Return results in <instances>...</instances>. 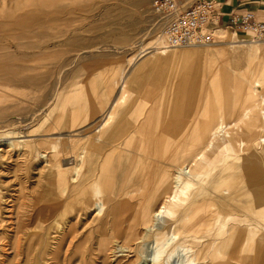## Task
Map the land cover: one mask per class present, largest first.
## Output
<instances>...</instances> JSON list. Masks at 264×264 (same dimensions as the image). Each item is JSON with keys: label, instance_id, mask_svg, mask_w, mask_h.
<instances>
[{"label": "bare ground", "instance_id": "obj_1", "mask_svg": "<svg viewBox=\"0 0 264 264\" xmlns=\"http://www.w3.org/2000/svg\"><path fill=\"white\" fill-rule=\"evenodd\" d=\"M32 20L29 22L33 23ZM54 21L51 17L42 18V48L28 46L37 52L23 55L20 60L42 61V72L23 70L22 73L19 67L12 69L14 76L19 75L17 83L37 87L41 92L28 119H42V141L34 143L42 146V154L32 144L8 141L15 133H8L9 138L4 139L6 130L2 129L16 120L8 116L0 122V146L17 148L28 158L34 155L45 158L50 175L60 180V198L56 207H45L43 218L41 208V221L33 228L37 229L35 232L24 208L19 213L18 207H9L5 219L0 206V257L3 258L0 264H42V232L56 228L61 235L52 259L54 264H85L89 256L104 254L113 243L114 252L134 254L136 264H242L247 259V264H264V200L256 199L262 207H250L245 193L234 191L241 177L225 178L217 172L226 159L239 158L237 153L244 152L248 143L264 145V136L254 140V133L264 130L260 79L253 82L246 79L245 85L237 84L236 92L242 94L245 106L240 120L235 115L232 120L217 115L198 128L197 141L189 143L185 128L172 131L158 128L155 118H164L163 123L175 128L180 122L177 115L181 108L175 101L183 99L181 86L187 73L181 66H188L199 56L209 63L208 56L218 58V54L208 50L205 58L206 53L185 52L195 48L176 49L184 52L170 54L176 50H166L162 39H157L147 49L149 52L141 51L140 58L130 57L125 66L117 68V79L109 86L114 92L112 100L103 98V106H94L98 109L93 107V111L74 115V125L70 128L73 129L65 131L68 128L58 127V113L67 104L59 87L64 77H68V71L73 70L76 59L73 50L64 54L58 51L62 46L58 39L61 36L73 44L77 37L72 31L62 36L50 29L49 24ZM226 45L232 58L244 57L249 62L257 58L262 43L234 34ZM177 60L179 68H176ZM13 61L19 60L11 54L0 55V63ZM163 67H173L172 75L178 79L164 95L166 105L160 101L147 113L137 111L132 98L133 81L158 75ZM73 78V74L69 76L68 86L73 84ZM68 99L70 104L71 98ZM75 100L74 97V105ZM11 108L0 107V112L5 115ZM243 120L247 123L245 127L240 124ZM80 121L86 125L80 127ZM132 126L135 130H129ZM156 130L171 134L173 139L161 141L154 134ZM123 134L125 140L121 139ZM142 134L145 140H141ZM160 148H164L162 152ZM120 151L126 157L114 172H110L109 158L97 161V155H114ZM160 152L163 159L158 160ZM210 152L215 155L218 152L211 163ZM227 166L225 170L234 169L235 163ZM182 195L185 197L181 198ZM92 211L97 212L93 222L77 232L82 216ZM8 233L11 236L4 235ZM252 251L254 257H250Z\"/></svg>", "mask_w": 264, "mask_h": 264}, {"label": "rangeland", "instance_id": "obj_2", "mask_svg": "<svg viewBox=\"0 0 264 264\" xmlns=\"http://www.w3.org/2000/svg\"><path fill=\"white\" fill-rule=\"evenodd\" d=\"M46 16L55 19L53 23L49 24L50 29L59 32L62 36L65 32L72 31V34L77 37L73 44L65 42L61 36L58 39L62 45L58 51L64 54L73 50L76 59L73 70L68 71V77H64L59 87L60 94L66 99L67 104L64 103L58 113L60 121L58 127L68 128L65 131L73 129L70 128L74 125V115L93 111V107L97 104L103 106V98L112 100L114 92H111L109 86L112 85L114 79V76L111 75L114 68L125 66L130 57L140 58L138 54L141 51L149 52L148 50L154 42L161 39V29L153 27L155 21H153L150 12L149 0H0V55L11 54L19 60L0 63V107L2 109L13 107L8 109L5 115L0 112V122L4 120L5 116L16 118L10 127L2 129L6 130L4 139L9 138L8 133H15V136H10L13 139H8V141L26 143L25 146L42 141V119H28L34 105L38 104L40 99L36 100L35 98L41 95V92L37 87L17 83L16 77L19 75L14 76L12 69L19 67L18 70L20 72L22 70V73L26 70L42 72V61L20 60L23 55L37 52L32 48L28 49V46L42 48V18ZM30 18L34 19L33 23L29 22ZM221 29L220 32L214 33L215 45L206 49L185 51L207 54L208 50H215L218 58L207 54L205 58L208 56L209 63H206L199 56L194 59L193 63L183 67L187 72L181 86L183 99L175 101L176 104H181L180 113L177 115L180 122H177V126L172 128L173 126H169V123L161 121L164 118H155V125H158V128L161 126L171 131L185 128L190 137L188 142L192 144L197 141V132L195 131L211 122L215 116L219 115L232 120L235 115L236 118L238 117L236 120L241 119L240 116L244 113L245 106L242 102V94L236 92L238 82L245 85L246 79L253 82L258 78L261 81L258 89L260 93L264 94V42H261L262 45L255 60L247 62L244 57L232 58L226 44L232 40L234 34L244 36L245 39L251 41V33L243 30L234 31L227 27ZM174 52L184 51H171L170 54ZM179 64L180 62L177 60L176 68H179ZM173 71V67L168 68L169 77L163 79L164 83L155 80H152L155 85L148 84L147 80H144L145 83L140 81L137 85L132 83L134 90L138 91H135L132 96L133 100L143 99L146 104L138 110L147 113L151 109H155L151 103L162 95L159 88L156 87L169 84L173 80ZM72 74L75 78H73V84L68 86L69 76ZM214 74L218 75L214 76ZM174 80L178 79L174 78ZM144 86L155 89L151 95L153 97L149 101H145L139 92V89ZM67 97H69V101L71 98L70 104ZM74 97L76 105L72 103ZM105 102L107 103V101ZM158 103L156 102L154 105ZM155 112L157 113V110ZM228 114L231 117H228ZM22 118L26 121L19 120ZM79 123L82 124L80 127L86 125L82 121ZM240 124L245 127L247 123L243 120ZM134 128L135 126H132L129 130H135ZM154 134L164 142L173 139L171 134L167 135V133L158 131ZM257 136H264V130L255 132L254 140L258 138ZM126 138L125 134L121 137L124 140ZM143 139L145 140V134H142L141 140ZM254 142L252 141L251 145L248 143L244 152H236L239 157L236 160L226 159L225 164L220 165L217 172H221L225 178L230 175L236 179L237 176L241 177L238 178L240 183L234 187V191L245 193L244 197L250 207H262L258 201L264 200V145L258 146ZM34 147L42 154V146L34 145ZM163 149L160 148V151L162 152ZM0 150L1 215L7 219L9 207H15V209L18 207L19 213H22L24 208L25 214L27 217L29 216L31 230L35 232L37 229L33 230V228L38 226L41 221V208L43 218L46 208L56 207L58 204L61 193L60 180L50 175L51 171L45 158L36 155L28 158L22 155V152H19L17 148L11 149L6 144L0 146ZM255 150L258 151V154L255 153ZM161 152L157 156L158 160L163 159ZM216 155L215 152L208 153L210 163L214 161ZM105 157L110 159V172H114L120 161L125 160L126 155L123 151L114 155L106 153V156L103 153V155H97V161L100 162ZM230 162L235 163L236 169L225 170L224 168L228 167ZM184 197L185 195L181 196V198ZM257 198L259 200H256ZM254 209L256 210V208ZM36 215L37 217H35ZM96 216V211L88 212L87 215L82 216L81 222L76 226L77 232L86 229L84 228L85 224L90 225ZM4 235L11 236V233ZM60 235V229L57 230V228L42 232V252L44 253L42 264H54L52 259ZM115 248L116 245L113 243L104 254L89 256L85 264H136L134 254L127 255L119 253L118 250L114 252ZM254 255L252 251L250 257H254ZM9 257L11 258V256ZM1 259L3 260L2 257H0ZM247 262L248 259L242 264H247Z\"/></svg>", "mask_w": 264, "mask_h": 264}, {"label": "built area", "instance_id": "obj_3", "mask_svg": "<svg viewBox=\"0 0 264 264\" xmlns=\"http://www.w3.org/2000/svg\"><path fill=\"white\" fill-rule=\"evenodd\" d=\"M153 27L161 29L166 50L204 49L216 44L214 25L216 12L213 0H149ZM230 30L251 33L252 40L264 41V24L257 23L251 12L234 15L228 21Z\"/></svg>", "mask_w": 264, "mask_h": 264}, {"label": "crops", "instance_id": "obj_4", "mask_svg": "<svg viewBox=\"0 0 264 264\" xmlns=\"http://www.w3.org/2000/svg\"><path fill=\"white\" fill-rule=\"evenodd\" d=\"M213 1L215 4L216 12L213 21L214 25L209 26L211 30H217L227 27L228 21L231 19L232 16L244 15L245 13L248 12H251L253 14V18L257 23L264 24V0H213ZM168 68L170 69V67L160 68V73L158 75H148V76L139 77L138 79H135V81H133V84L137 85V83H139L140 81L145 83L146 80L148 84H152V85H155L152 82V80H155L159 83H164L163 79L169 77V74H167ZM117 71H118L117 67L111 71L112 73L111 75L114 76L112 82L117 79L116 78ZM172 79L174 80V77H172ZM173 80L170 81L169 84L163 87L161 85L156 87L159 88V91L162 93V95L153 100V102L151 103L152 106H156L154 105V103L156 102L165 101L164 95L167 94V90L172 86V82H174ZM135 91L138 92L137 90H134L132 96L134 95ZM154 91H155L154 88H150L148 86H144V88L139 89V92L141 96L145 98L144 99L145 101L147 100L149 101L150 98L153 97L151 95L154 93ZM172 93H174V90H172ZM163 104L166 105V102H163ZM133 105L137 107L136 110L138 111V109L143 108V106H145L146 104H144L143 99H141L139 101L133 100Z\"/></svg>", "mask_w": 264, "mask_h": 264}]
</instances>
